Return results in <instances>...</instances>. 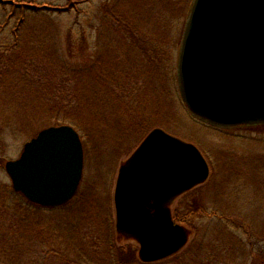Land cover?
I'll return each instance as SVG.
<instances>
[{"label": "rangeland", "instance_id": "1", "mask_svg": "<svg viewBox=\"0 0 264 264\" xmlns=\"http://www.w3.org/2000/svg\"><path fill=\"white\" fill-rule=\"evenodd\" d=\"M190 1L0 0V264H264V125L211 127L182 103L175 71ZM62 124L82 141L79 189L60 207H32L4 164ZM154 128L193 144L209 174L170 206L193 230L185 247L141 263L138 244L116 235L113 193Z\"/></svg>", "mask_w": 264, "mask_h": 264}, {"label": "water", "instance_id": "2", "mask_svg": "<svg viewBox=\"0 0 264 264\" xmlns=\"http://www.w3.org/2000/svg\"><path fill=\"white\" fill-rule=\"evenodd\" d=\"M176 83L194 119L220 129L264 125V0H191L179 43ZM84 152L77 131L49 126L4 170L28 202L58 207L76 194ZM208 165L191 143L152 129L123 162L113 193L118 236L144 263L181 251L189 231L171 218L175 199L203 184Z\"/></svg>", "mask_w": 264, "mask_h": 264}, {"label": "flooded vegetation", "instance_id": "3", "mask_svg": "<svg viewBox=\"0 0 264 264\" xmlns=\"http://www.w3.org/2000/svg\"><path fill=\"white\" fill-rule=\"evenodd\" d=\"M190 203H194V201L192 200V201H190ZM192 209V211L189 213V216L191 217V219L192 218H194L195 217V212L197 211L198 212V209L197 208H195V207H193V208H191ZM199 212H201V211H199ZM171 213H172V219H174V216H173V212L171 211ZM221 219H223V222H225L224 220H226L227 218H229V220H227L226 222H229V224H228V226H229V228L230 229H232V227L233 226H235L234 224H235V222L233 221V220H231V218L230 217H227L226 215L225 216H221L220 217ZM231 220V221H230ZM187 229H188V231H189V238L193 235V230H192V228L191 227H187ZM73 264V263H72Z\"/></svg>", "mask_w": 264, "mask_h": 264}, {"label": "trees", "instance_id": "4", "mask_svg": "<svg viewBox=\"0 0 264 264\" xmlns=\"http://www.w3.org/2000/svg\"><path fill=\"white\" fill-rule=\"evenodd\" d=\"M8 3H10V2L8 1ZM10 4H12V3H10ZM22 6L24 7V5H22ZM26 7H27V6H26ZM40 9H45V8L43 7V8H40ZM52 103H53L55 106L58 105V108H60V104H61V103L59 102V100H54ZM62 121H63V120H62ZM62 121H61V122H62ZM55 122H56V123H60L58 119H55ZM64 122H66V121H64ZM15 195H18V194H15ZM18 196H20V195H18ZM18 196H17V197H18ZM30 206L34 207V206L31 205V204H30Z\"/></svg>", "mask_w": 264, "mask_h": 264}]
</instances>
